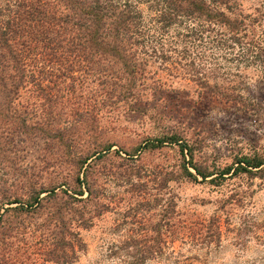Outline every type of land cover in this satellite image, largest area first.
I'll return each mask as SVG.
<instances>
[{"label":"rangeland","instance_id":"obj_1","mask_svg":"<svg viewBox=\"0 0 264 264\" xmlns=\"http://www.w3.org/2000/svg\"><path fill=\"white\" fill-rule=\"evenodd\" d=\"M238 3L257 16L255 31L264 28V0ZM178 38L163 41L175 49L169 63L143 57L148 67L132 86L123 78L110 84L107 59L98 70L79 71L83 80L68 89L59 85L60 133H18L16 119L0 120V264H264V51ZM195 70L240 93L242 105L204 92L192 80ZM24 97L12 107L27 128H40L41 106ZM169 134L211 175L184 176L183 166L193 171L176 144L148 143ZM241 155L261 157V170L220 178L218 170ZM67 172V183L78 176L91 194L68 200L75 210L60 222L46 200L3 211L17 204L7 199H25ZM61 238L69 244L59 247ZM148 246L149 254L140 252Z\"/></svg>","mask_w":264,"mask_h":264},{"label":"trees","instance_id":"obj_2","mask_svg":"<svg viewBox=\"0 0 264 264\" xmlns=\"http://www.w3.org/2000/svg\"><path fill=\"white\" fill-rule=\"evenodd\" d=\"M239 5L238 0H0V120L16 119L12 128L18 133L25 134L30 129L60 133L61 127H55L59 114L53 107L64 87L59 85H67L68 89L74 81L83 80L84 69L98 70L97 67L103 66L101 60L107 59L110 64L105 66L114 67L110 84L115 85L117 79L123 78L127 86H132L143 78L148 67L143 57L169 63L175 49L164 46L163 41H171L173 37L213 41L226 51L232 48V43L239 46L243 43L246 51L253 50L251 47H256V52L264 51L257 41L258 30H254L259 27L257 16L243 13ZM180 25V30L171 33L170 29ZM258 33L264 35V28ZM187 63L192 66L195 62ZM191 76L204 92L242 105L240 93L221 89L214 81L209 84L205 73L195 70ZM25 93L32 94L41 106L40 128H27L22 112L17 113L12 107L27 101ZM148 143L176 144L182 159L187 156L185 163L193 171L192 174L183 166L184 176L205 180L211 175L191 162L190 147L179 142L176 135H164L156 138L155 143ZM262 160L256 155H241L217 173L220 178H226L257 172L262 168ZM68 173L37 190L32 187L25 199H7V204H17L3 211H28L46 200L52 202L51 214L60 222L67 212L75 210L68 200H75L74 195L81 196L84 190L86 198L91 194L78 176L75 184L67 183ZM59 200L63 206L56 204ZM58 244L65 247L69 243L61 238ZM149 251L152 250L148 246L140 252L149 254ZM143 258L144 255L137 259Z\"/></svg>","mask_w":264,"mask_h":264}]
</instances>
